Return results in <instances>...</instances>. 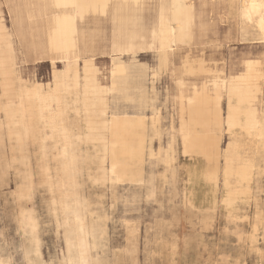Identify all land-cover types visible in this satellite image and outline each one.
Returning a JSON list of instances; mask_svg holds the SVG:
<instances>
[{"label": "rangeland", "instance_id": "374dc122", "mask_svg": "<svg viewBox=\"0 0 264 264\" xmlns=\"http://www.w3.org/2000/svg\"><path fill=\"white\" fill-rule=\"evenodd\" d=\"M189 1L195 12L193 38L172 48L164 68L158 69L153 49L137 52L134 57L122 54L118 56L121 60L111 63L110 22L101 19L87 24L88 34L94 36V50L85 56L92 57L99 81L110 84L107 118L111 114L145 117L140 183L118 184L109 174L102 178L95 164L86 163L85 157L91 156L92 151L83 143L75 144L80 156L75 165L68 166L69 175L65 178L70 217H86L88 212L105 217L106 235L101 246L109 264H258L264 253V150L256 137L223 133L222 150L228 143H237L241 157L252 161L249 195L236 200L232 212L224 204L222 159L214 179L211 178L213 166L202 159L196 162L183 157L177 135L170 168L169 133L172 121L177 127V82L181 78L185 83L182 90L186 95L189 84H198L204 76L183 73L185 57L203 59L204 66L216 70L221 78L241 73L247 60L263 62L264 57V43L255 30H241L244 23L238 10L240 2L237 7L236 0ZM14 16V4L0 0V20L10 34L21 78L49 82L50 60L27 49L28 39L26 43L19 41ZM22 26L27 32L34 25L29 28L24 21ZM55 67L62 69V63ZM256 104L260 105L264 123V94ZM13 108L14 116L8 119L3 112L0 116V264H69L64 230L59 226L61 214L52 202L59 194L49 185L56 169L69 159L55 155L57 144L49 141L48 130H43L42 125L26 129L20 113ZM221 108H225L224 99ZM70 117L74 132L83 133V122ZM90 174L99 180L93 181ZM22 213L32 218V229L21 227ZM33 237L39 251L36 257ZM92 252L89 249L88 264L95 258L96 253Z\"/></svg>", "mask_w": 264, "mask_h": 264}, {"label": "bare ground", "instance_id": "6f19581e", "mask_svg": "<svg viewBox=\"0 0 264 264\" xmlns=\"http://www.w3.org/2000/svg\"><path fill=\"white\" fill-rule=\"evenodd\" d=\"M54 1L55 4L59 2L76 5V12L79 15L90 9L94 12L95 6L99 3L101 10L104 6L106 8L112 2H116L117 16L120 18L118 32L121 36L118 39L121 51L142 49L149 42L156 48H168L171 44L175 46L186 44L193 38L195 12L189 0ZM238 2L242 5L246 2L251 3L252 0H236L237 7ZM255 2L259 3V0H255ZM34 4L35 2L32 5L28 3L22 8L28 15L30 21L26 22L28 25L35 24L33 18H36L35 9L37 6L35 7ZM238 10L244 23L241 30L246 32L253 28L259 36L257 27L260 20L259 15H254V23L249 24L242 18L240 6ZM22 12L15 11V14L18 16ZM14 22L19 41L26 43L28 39L26 48L38 57L48 58L53 69L49 82L23 80L13 62L10 34L6 32L0 20V116L3 112L9 119V116H14L11 108L15 107L13 109L20 113L22 125L26 129L30 128L31 130L37 125H42L43 130L49 132V141L50 139L55 140V144H57L58 151L55 152V155L69 159L68 162L62 163L56 172H53L54 175L49 176L50 181L48 180L52 191L59 194V198L53 199L52 202L61 214L59 226L64 230L66 248L70 253L69 258L67 257L69 264H88L89 249L94 251L92 253H96L91 264H109L103 257L105 249L101 246V240L106 235L105 217L97 216L93 212H88L89 215L86 217L80 214L70 217V205L65 194L68 184L65 178L69 175L68 166L75 165L80 156L75 149V144L83 143L89 146L92 151L91 156L85 157L86 163L95 164L99 171L98 175L102 178L109 174L118 184L140 183L145 156V117L111 114L107 118L106 95L110 90V84L106 86L97 80L96 68L92 66V61L83 62V75L80 77L77 71V60H70V51L74 47L71 35L75 32V27L73 28L72 18L69 15L64 14L52 21L53 23H47V27L41 34L38 32L40 28L25 32L22 26L24 21L19 17H16ZM42 45L46 46L44 51ZM56 53H62L66 57L61 70L54 68L52 56ZM183 63V73L187 75L204 73V76L198 84L195 82L189 84V93L186 95L182 90L185 83L181 78L177 82L179 92L177 127H174L172 121L169 133L170 168L174 161L173 153L177 135L183 157H189L190 160L195 159V161L202 159L213 166L211 178L214 179L217 173V164L222 159L224 161V163L222 162L223 170L221 169L224 180L222 184L226 189L224 204L226 209L231 211L236 200L249 195L248 184L251 180L252 161L241 157L237 151V148L240 147L237 143H228L224 150H222L221 143L223 133L232 135L239 132L246 136L256 137L260 142L259 147L264 150V123L255 104L261 89L260 82L264 80V76L258 70L260 62L247 60L242 72L229 76L227 84L225 78L216 74V70L204 66L203 59L191 60L185 57ZM249 64L253 65L251 71H249ZM222 99L225 101L223 110L221 108ZM15 100L17 102L14 103ZM229 101L232 102L231 110ZM71 115L76 121L83 122L85 130L82 131L83 133L77 130L74 132L75 128L72 125L74 122H70ZM229 116H231V121H229ZM32 141L37 140L33 139ZM89 176L93 181L99 180L91 174ZM191 177L193 176L191 175ZM191 205L193 207L192 202ZM53 215L55 214L53 213ZM88 218L89 222L86 223ZM20 223L22 228H33L32 218L27 213L21 214ZM35 240L33 237L34 244H36ZM33 255V257L37 256V244L34 246Z\"/></svg>", "mask_w": 264, "mask_h": 264}, {"label": "crops", "instance_id": "0c3cea01", "mask_svg": "<svg viewBox=\"0 0 264 264\" xmlns=\"http://www.w3.org/2000/svg\"><path fill=\"white\" fill-rule=\"evenodd\" d=\"M6 1L14 4V14H15V11H18V13L23 11L21 15L18 14V16H17L15 14L14 17L15 18L19 17L20 19H23V21H25V22H30V21H29L28 15L25 13L26 10H23L22 8L25 7L26 4H28V3L32 5V3L35 2L34 6L35 7L37 6V9H35V15H36L35 17L36 18H33L35 20V24H33L34 26L32 28L35 30H37L38 28H40V29L46 28L47 23H53L52 21L56 20L57 17L62 16L64 14H67L70 16V18H72L73 28L75 27L74 28L75 32L71 35V39H72V43L74 44L73 45L74 47L70 51V60L71 59L77 60V71H78L80 77L83 75V67H84L83 62L84 61H92V66L95 67L92 57L85 56L87 53H91L94 50V46L92 45V43L94 42V39H93L94 36L92 34H88V32H87V28H88L87 24L89 23V21H92L94 24L98 23L101 19L108 20L110 22L111 29H112L111 52L113 55L111 58V62H112V60H115V59L121 60V58L118 56H120L122 54H131L132 57H134L137 52H140L143 50L153 49L156 51V54H157L158 69L161 67L164 68L169 63V57L173 51L172 48L175 46L174 44H171V46L168 48H156L154 46H151V44L149 42L148 45L142 49H138L135 51H121L120 42L118 39V37L120 38V36H121V34L118 32V29H119L118 22H119L120 18L117 16V3L116 2H112L109 6H106V8L104 6L101 10L99 9V8H101L100 3H99L98 5L95 6V9L97 8L96 12H95V9H94V12L92 9H90L87 12L82 13L81 14L82 16H81V15L77 14L76 7H68L66 9L63 7L62 8L55 7V1L54 0H27V1H25V0H6ZM98 1H100V0H98ZM185 3L188 4L187 2H185ZM101 14H103V15H101ZM40 23H42L41 26L40 25L37 26ZM28 26L30 28V26H32V25H28ZM45 48H46V46L44 47L42 45L43 51L45 50ZM12 50H13V47H12ZM52 58L54 60V68L55 69H57L55 67L56 63L61 62L63 64V62L66 60L65 55L62 53H56L52 56ZM55 61H59V62H55ZM13 62L15 65V69L18 71L16 56L14 54V50H13ZM79 62H81V64H79ZM245 62L243 63V66H244ZM50 64H51V61H50ZM62 68H63V65H62ZM52 69H53V66L51 64V72H52ZM258 70L264 76V57H263V62H260ZM96 72H97V80L99 81L97 68H96ZM18 73H19V71H18ZM263 81L264 80H262L260 82L261 89L257 95L256 101H259V96L261 94H264V82ZM225 82L227 84L228 77L225 78ZM255 104H256V102H255ZM256 107L259 111V116H260V114L262 113L260 111V105L256 104Z\"/></svg>", "mask_w": 264, "mask_h": 264}, {"label": "snow or ice", "instance_id": "6c2138e0", "mask_svg": "<svg viewBox=\"0 0 264 264\" xmlns=\"http://www.w3.org/2000/svg\"><path fill=\"white\" fill-rule=\"evenodd\" d=\"M55 7H76L74 4H68V3H56ZM182 7H187V6H182ZM241 8V13H242V18L244 20H247L249 24H253L254 20L253 17L254 15H259L260 17V22H261V31H264V5H257L255 3V0H252L251 3H244L240 5ZM261 43H264V36H259ZM249 71L252 70L253 65L249 64ZM231 101H229V109L231 110ZM229 121H231V116H229ZM37 255H39V251L37 249ZM262 259L258 262V264H264V253H261ZM29 264H35V262L29 261Z\"/></svg>", "mask_w": 264, "mask_h": 264}, {"label": "clouds", "instance_id": "9594fccd", "mask_svg": "<svg viewBox=\"0 0 264 264\" xmlns=\"http://www.w3.org/2000/svg\"><path fill=\"white\" fill-rule=\"evenodd\" d=\"M256 3V2H255ZM257 5H264V0H259V3H256ZM247 23H249L247 20H245ZM257 27H258V30H259V36H264V31H261V27H262V25H261V22H260V20H259V23H258V25H257Z\"/></svg>", "mask_w": 264, "mask_h": 264}]
</instances>
